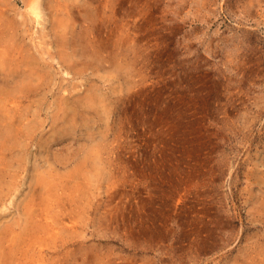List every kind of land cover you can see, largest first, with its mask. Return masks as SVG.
I'll return each instance as SVG.
<instances>
[{
    "label": "rangeland",
    "instance_id": "1",
    "mask_svg": "<svg viewBox=\"0 0 264 264\" xmlns=\"http://www.w3.org/2000/svg\"><path fill=\"white\" fill-rule=\"evenodd\" d=\"M28 1L0 0V235L41 196L45 264H264V0Z\"/></svg>",
    "mask_w": 264,
    "mask_h": 264
},
{
    "label": "bare ground",
    "instance_id": "2",
    "mask_svg": "<svg viewBox=\"0 0 264 264\" xmlns=\"http://www.w3.org/2000/svg\"><path fill=\"white\" fill-rule=\"evenodd\" d=\"M41 7H42V1L41 0H29L28 1V9L31 11L34 18H36V19H40L42 16ZM65 41L61 40V42H60V40H59V43L62 47L66 46ZM67 56H68V54H66L65 52L61 53V57L63 58V62L67 63L69 68L71 70H73L76 74L80 75L82 73V67H78L77 62H76L77 64L76 63L70 64V60H67ZM6 62H8V61L0 58V64L1 65H3V66L7 65ZM32 70H34V69H32ZM26 77L27 76H25L24 78H26ZM28 79L26 81H28ZM23 81H24V79H23ZM25 88H27V84L26 85L22 84V86L14 87L15 91H18L19 93L21 91H24ZM8 91H11V93H13V94L14 93L17 94V92H12L11 89H6L5 86H1L0 87V104L1 103L3 104L2 100L4 98L8 99V97L10 95ZM89 98H90V96H89ZM2 112L0 111V138H3L5 140L7 139V141H8V139L13 136L12 133L18 132V131L16 130L17 127H16V129L14 128V125L12 124V122H8V120H6L4 118V116H2ZM13 137L15 140L16 139L15 136H13ZM1 171L2 170H0V172ZM1 175L2 174L0 173V177H1ZM6 175H7V173H6ZM42 176H43V174H42ZM37 178H35V179H37ZM35 181H36V184L42 183V185L40 184L41 187H39L38 185L37 186L39 188H41V191H43V193L46 190L48 192V190H51V188L52 189L54 188V187H52L53 184L51 185L45 177H43V178L41 177L40 179H37ZM11 182L12 181H10L9 183H11ZM9 190L11 191V189H9ZM2 191H3V189H2ZM10 191H7L8 192L7 194H5L4 192H2V193L0 192V211H1V204H3L5 202V199H6L5 196H7L10 193ZM31 198H33V197H31ZM36 201L37 200L35 197H34V200L32 199L30 202H29V200H27V202H29L26 205V206H28V208H26V210L28 209L27 210L28 212L25 213V211H24V214H25V218L23 217L24 223L22 222L23 226L20 228L19 232L8 233L7 231H5L2 233V235H0V264H45L43 261L44 249H43V246H41L42 244L40 242V239H41L40 233L42 231L41 227L43 228L42 225H46V226L49 225L48 219L50 217L49 216L50 212L48 213L47 209L50 208L53 204H52V202H50L51 201L50 199L44 198L41 196H39V200L37 201V203H36ZM43 205L45 207H47L45 212H43V207H44ZM59 221H60V219H59ZM65 229H67V227H65ZM45 232H48V231H45ZM45 234H47V233H45Z\"/></svg>",
    "mask_w": 264,
    "mask_h": 264
}]
</instances>
